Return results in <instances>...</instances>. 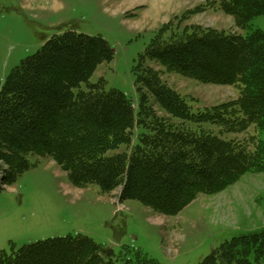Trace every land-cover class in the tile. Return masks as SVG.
<instances>
[{
  "label": "trees",
  "instance_id": "obj_1",
  "mask_svg": "<svg viewBox=\"0 0 264 264\" xmlns=\"http://www.w3.org/2000/svg\"><path fill=\"white\" fill-rule=\"evenodd\" d=\"M211 3L239 31L162 24L136 66L137 105L106 88L103 77L91 81L115 55L101 35L54 34L0 78V190L30 168L35 154L52 158L75 186L121 188V200L175 215L200 194L264 172V29L252 25L264 15V0ZM147 59L200 82L233 85L238 95L195 111L189 103L195 97L169 85ZM122 144L130 151L109 153ZM0 264L164 263L141 248L124 245L117 253L89 235L69 233L2 250ZM199 264H264V228L225 240Z\"/></svg>",
  "mask_w": 264,
  "mask_h": 264
},
{
  "label": "rangeland",
  "instance_id": "obj_2",
  "mask_svg": "<svg viewBox=\"0 0 264 264\" xmlns=\"http://www.w3.org/2000/svg\"><path fill=\"white\" fill-rule=\"evenodd\" d=\"M212 1L0 0V78L54 34L73 30L101 35L115 55L98 66L91 81L103 77L106 88L125 92L137 105L136 66L162 24L173 20L182 21L183 26L239 31L232 16ZM252 25L264 29V15L255 17ZM210 58L215 60V55ZM147 63L161 70L163 79L180 93L195 97L188 98L195 111L238 95L233 85L200 82L167 72L150 59ZM207 127L219 134L216 125ZM136 143L134 137L132 145ZM123 151L130 147L122 144L109 153ZM29 159L30 168L0 190V252L49 237L83 233L117 253L129 245L164 264H199L225 240L264 228V172H247L221 192L200 194L179 213L165 215L137 199L122 200L125 208L120 209V188L108 193L96 184L78 187L52 158L30 154Z\"/></svg>",
  "mask_w": 264,
  "mask_h": 264
}]
</instances>
